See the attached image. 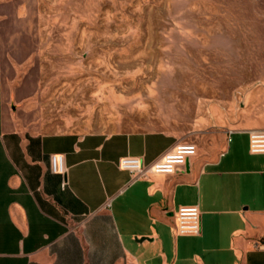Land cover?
Returning <instances> with one entry per match:
<instances>
[{
    "label": "crops",
    "instance_id": "1",
    "mask_svg": "<svg viewBox=\"0 0 264 264\" xmlns=\"http://www.w3.org/2000/svg\"><path fill=\"white\" fill-rule=\"evenodd\" d=\"M40 45L37 0H0V264H264V154L249 152L250 129L185 141L21 127ZM179 142L197 151L174 174L133 179L118 167L125 156L150 164ZM53 154L64 175L52 172ZM191 205L200 233L179 235L176 211Z\"/></svg>",
    "mask_w": 264,
    "mask_h": 264
},
{
    "label": "rangeland",
    "instance_id": "2",
    "mask_svg": "<svg viewBox=\"0 0 264 264\" xmlns=\"http://www.w3.org/2000/svg\"><path fill=\"white\" fill-rule=\"evenodd\" d=\"M39 132L264 128V0H37ZM242 134V133H234Z\"/></svg>",
    "mask_w": 264,
    "mask_h": 264
},
{
    "label": "built area",
    "instance_id": "3",
    "mask_svg": "<svg viewBox=\"0 0 264 264\" xmlns=\"http://www.w3.org/2000/svg\"><path fill=\"white\" fill-rule=\"evenodd\" d=\"M248 133V150L251 154H264V129H250ZM196 145L189 142L176 143L150 164H143L139 157L125 156L118 161V167L133 174V179L148 175H170L186 166L188 160L195 156ZM53 173L64 175L66 169L63 155L50 157ZM200 211L197 206H181L175 215V231L179 235H198L200 233Z\"/></svg>",
    "mask_w": 264,
    "mask_h": 264
},
{
    "label": "bare ground",
    "instance_id": "4",
    "mask_svg": "<svg viewBox=\"0 0 264 264\" xmlns=\"http://www.w3.org/2000/svg\"><path fill=\"white\" fill-rule=\"evenodd\" d=\"M25 1V0H24ZM11 2V1H10ZM13 3V2H12ZM16 3V2H15ZM15 3H14V5H15ZM15 7H16V5H15ZM11 8H12V6H11ZM13 9V8H12ZM8 11V10H7ZM18 11H20V10H18ZM14 13H15V9H14ZM9 16V15H8ZM22 17V16H21ZM20 17V18H21ZM22 19V18H21ZM17 21V20H16ZM14 22H12V24H13Z\"/></svg>",
    "mask_w": 264,
    "mask_h": 264
},
{
    "label": "water",
    "instance_id": "5",
    "mask_svg": "<svg viewBox=\"0 0 264 264\" xmlns=\"http://www.w3.org/2000/svg\"><path fill=\"white\" fill-rule=\"evenodd\" d=\"M188 162H189V160L187 161L186 166H187Z\"/></svg>",
    "mask_w": 264,
    "mask_h": 264
}]
</instances>
